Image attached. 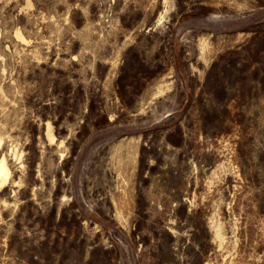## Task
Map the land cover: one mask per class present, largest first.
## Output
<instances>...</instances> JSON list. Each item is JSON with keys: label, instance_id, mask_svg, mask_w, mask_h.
<instances>
[{"label": "rangeland", "instance_id": "obj_1", "mask_svg": "<svg viewBox=\"0 0 264 264\" xmlns=\"http://www.w3.org/2000/svg\"><path fill=\"white\" fill-rule=\"evenodd\" d=\"M2 155L0 264H264V0H0Z\"/></svg>", "mask_w": 264, "mask_h": 264}, {"label": "bare ground", "instance_id": "obj_2", "mask_svg": "<svg viewBox=\"0 0 264 264\" xmlns=\"http://www.w3.org/2000/svg\"><path fill=\"white\" fill-rule=\"evenodd\" d=\"M49 134H50L51 137H53L52 129L49 130ZM221 167H227V166H224V164L222 163L220 166H218L213 171V173L214 172L216 173L219 169H221ZM222 170H224V169H222ZM10 175H11V167L9 166V163L7 161V157L5 155H2L0 157V186L5 184L9 180Z\"/></svg>", "mask_w": 264, "mask_h": 264}, {"label": "water", "instance_id": "obj_3", "mask_svg": "<svg viewBox=\"0 0 264 264\" xmlns=\"http://www.w3.org/2000/svg\"><path fill=\"white\" fill-rule=\"evenodd\" d=\"M173 114H170L169 116H172Z\"/></svg>", "mask_w": 264, "mask_h": 264}]
</instances>
